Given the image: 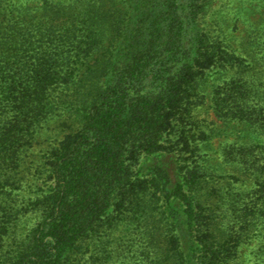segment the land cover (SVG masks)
I'll return each instance as SVG.
<instances>
[{"label":"trees","instance_id":"1","mask_svg":"<svg viewBox=\"0 0 264 264\" xmlns=\"http://www.w3.org/2000/svg\"><path fill=\"white\" fill-rule=\"evenodd\" d=\"M23 1L0 0V264H63L89 234L124 218L148 220L155 203L199 246L205 223L195 185L206 167L195 111L202 81L235 62L231 44L207 24L215 0H99L101 36L93 15L35 21ZM101 41L108 44L95 55ZM251 45L263 55L244 80L248 145L244 163H231L244 174V204L254 206L244 212L252 233L264 223V83L253 80L264 75V38ZM67 103L80 128L52 148L37 177L23 168L34 132ZM31 221L7 244L14 227Z\"/></svg>","mask_w":264,"mask_h":264},{"label":"rangeland","instance_id":"2","mask_svg":"<svg viewBox=\"0 0 264 264\" xmlns=\"http://www.w3.org/2000/svg\"><path fill=\"white\" fill-rule=\"evenodd\" d=\"M22 3L24 11L35 21H41L46 13L62 22L74 13L85 15L86 21L93 15L90 22L95 25L94 31L100 36L105 32L99 0H24ZM207 24L215 38H224L231 44L235 62L227 69L215 68L202 81L203 91L195 111L196 127L204 131L201 163L206 167V178L201 176L197 179L200 183L195 185L203 201V208L197 212L205 223L197 237L199 246L193 243L187 224L184 227L178 221L170 224L163 211L155 209L160 204L152 201L155 204L147 215L148 220H116L82 239L63 264H187L191 258H201L202 264H264V223L257 224L252 233L249 231L244 212L253 205L244 204L247 195L244 174L234 175L236 164L231 163L233 159L235 163H244V147L248 145L244 80H250L249 71L252 73L253 68L260 67L263 54L254 51L257 47L251 44L257 38H264V0H215ZM47 25L52 27V22ZM107 44L101 41L95 55L102 53ZM94 58L79 64L80 73L96 62ZM254 73L253 80L264 83V75ZM94 84V79L81 83V97L89 95ZM79 128V117L70 103L50 114L35 130L23 168L31 169L38 177L46 170L45 157L52 148L66 134ZM256 195L254 204L260 206L263 199ZM21 199L22 196L20 202ZM139 216L144 219L145 214ZM33 223L14 227L16 233L7 244L21 240Z\"/></svg>","mask_w":264,"mask_h":264}]
</instances>
